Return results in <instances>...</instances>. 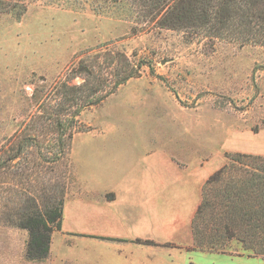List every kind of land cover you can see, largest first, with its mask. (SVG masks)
<instances>
[{"label": "rangeland", "instance_id": "obj_1", "mask_svg": "<svg viewBox=\"0 0 264 264\" xmlns=\"http://www.w3.org/2000/svg\"><path fill=\"white\" fill-rule=\"evenodd\" d=\"M26 2L21 16L0 15V145L28 123L41 122L44 104L52 111L58 84L79 61L109 50L123 51L142 64L139 77L78 116L80 128L71 151L75 175L68 193L75 181L82 186L91 179L96 162L87 161L89 150L102 161L106 153L114 160L129 153L153 158L154 229L161 228L177 213H187L196 196L200 204L204 183L228 162L229 154L264 155V46L206 38L189 41L182 32L165 28L142 30L134 9L123 1ZM82 81L76 77L68 83ZM25 232L0 225V264L44 262L50 257L27 260ZM172 237L185 244L192 237V243L154 240L158 250L153 260L139 248L130 255L131 262L104 244L87 250L86 243L78 242L64 251L67 244L62 243L63 259L57 263L264 264L261 256L198 249L191 223ZM233 246L242 251L240 245Z\"/></svg>", "mask_w": 264, "mask_h": 264}, {"label": "trees", "instance_id": "obj_2", "mask_svg": "<svg viewBox=\"0 0 264 264\" xmlns=\"http://www.w3.org/2000/svg\"><path fill=\"white\" fill-rule=\"evenodd\" d=\"M26 1L0 0V15L21 16ZM103 1L131 5L142 30L165 28L182 32L189 41L206 38L264 46V0ZM141 68L123 51L106 50L89 61H79L68 79L58 84L52 111L44 104L41 122L28 123L0 145V225L27 231V260L48 258L53 233L62 228L75 175L71 151L74 133L80 128L78 116L139 77ZM76 77L83 81L68 83ZM202 196L191 221L196 247L264 259V155L229 154L228 162L204 183Z\"/></svg>", "mask_w": 264, "mask_h": 264}, {"label": "crops", "instance_id": "obj_3", "mask_svg": "<svg viewBox=\"0 0 264 264\" xmlns=\"http://www.w3.org/2000/svg\"><path fill=\"white\" fill-rule=\"evenodd\" d=\"M94 151L89 150L87 155L91 156L88 162H96L89 183L77 186L75 181L74 188L67 194L62 230L53 233L50 257L44 262L23 264H60L57 262L63 259L59 247L62 243L67 244L64 251L74 249L78 242L86 243L87 250L104 244L128 262L132 261L134 256L130 255L135 250L146 252L147 260H153L154 250H158L154 245L137 242L138 239L181 243L173 239L172 234L186 223L190 226L199 206L197 196L190 212H179L161 228L154 229V159L144 160L136 153H129L114 160L106 153L102 155L105 158L102 161ZM82 219L88 223L75 222ZM24 235L27 238L26 232ZM191 243L192 237L188 243L181 244L189 246Z\"/></svg>", "mask_w": 264, "mask_h": 264}]
</instances>
